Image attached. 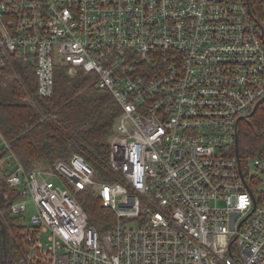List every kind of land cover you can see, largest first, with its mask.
Segmentation results:
<instances>
[{
	"label": "built area",
	"instance_id": "built-area-1",
	"mask_svg": "<svg viewBox=\"0 0 264 264\" xmlns=\"http://www.w3.org/2000/svg\"><path fill=\"white\" fill-rule=\"evenodd\" d=\"M263 18L250 0H0V66L31 65L40 98L59 65L91 71L121 106L113 182L79 153L27 168L0 129L12 211L34 206L19 264H264V152L232 153L264 99ZM88 186L115 214L104 231Z\"/></svg>",
	"mask_w": 264,
	"mask_h": 264
},
{
	"label": "trees",
	"instance_id": "trees-1",
	"mask_svg": "<svg viewBox=\"0 0 264 264\" xmlns=\"http://www.w3.org/2000/svg\"><path fill=\"white\" fill-rule=\"evenodd\" d=\"M250 1L252 13L261 19L263 0ZM96 80L94 72L78 69L70 74L66 66L59 65L54 94L40 98L31 65L16 61L14 67L0 66V129L27 168L37 163L54 166L60 158L79 153L95 168L97 179L119 180L111 165L110 136L121 106L109 90L97 86ZM238 150L242 163L264 152V99L254 113L241 118ZM3 154L0 151V160ZM0 180V264H19L27 247V224L22 213L12 211V203L20 194L8 183L1 166ZM77 196L91 224L101 231L113 224L115 214L103 206L92 187Z\"/></svg>",
	"mask_w": 264,
	"mask_h": 264
},
{
	"label": "rangeland",
	"instance_id": "rangeland-1",
	"mask_svg": "<svg viewBox=\"0 0 264 264\" xmlns=\"http://www.w3.org/2000/svg\"><path fill=\"white\" fill-rule=\"evenodd\" d=\"M262 21H263V24H264V18H263ZM29 95H31V94H29ZM248 161H249V166L251 168H254V158L251 157V158H249ZM0 162H1V160H0ZM6 165H7V168L8 169L11 167V165H9L8 163ZM33 167H39L41 169H48L51 166L50 165H47V164H43V163H37L36 165H33ZM260 187H261V189L264 190V181H263V183H261V186ZM24 198H27L29 200L30 199V196L29 195H26ZM33 212H34L33 202L29 200L28 201L27 210H25L23 212V217H24L23 221H24L25 224H29L30 223L31 215L33 214Z\"/></svg>",
	"mask_w": 264,
	"mask_h": 264
},
{
	"label": "water",
	"instance_id": "water-1",
	"mask_svg": "<svg viewBox=\"0 0 264 264\" xmlns=\"http://www.w3.org/2000/svg\"><path fill=\"white\" fill-rule=\"evenodd\" d=\"M260 103H261V102H259L258 104L255 105V107L253 108V110H252L251 113H254V112H255V110L257 109V106H258ZM251 113H250V114H251ZM243 117H245V116H243ZM243 117H242V118H243ZM238 147H239V136L237 135V138H236V144H235V149H236V154H237V156L240 157V156H239V150H238ZM3 235H4L3 243H4V246H5V249H6V228H5V227L3 228Z\"/></svg>",
	"mask_w": 264,
	"mask_h": 264
}]
</instances>
